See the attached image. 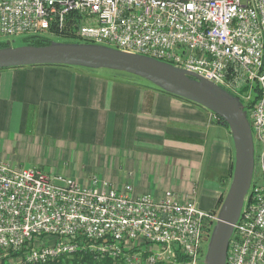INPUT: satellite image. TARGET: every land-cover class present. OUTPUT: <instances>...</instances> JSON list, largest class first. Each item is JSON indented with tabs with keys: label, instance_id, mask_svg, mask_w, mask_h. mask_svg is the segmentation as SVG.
Wrapping results in <instances>:
<instances>
[{
	"label": "built area",
	"instance_id": "obj_1",
	"mask_svg": "<svg viewBox=\"0 0 264 264\" xmlns=\"http://www.w3.org/2000/svg\"><path fill=\"white\" fill-rule=\"evenodd\" d=\"M67 33L192 70L248 108L254 169L225 264H264V0H0V38ZM217 211L172 190L134 195L0 158V264L86 250L140 264L201 261Z\"/></svg>",
	"mask_w": 264,
	"mask_h": 264
},
{
	"label": "crops",
	"instance_id": "obj_2",
	"mask_svg": "<svg viewBox=\"0 0 264 264\" xmlns=\"http://www.w3.org/2000/svg\"><path fill=\"white\" fill-rule=\"evenodd\" d=\"M76 131L82 139L91 137L96 152L81 168L63 169L79 183L96 176L117 188L130 184L134 195L155 198L169 189L180 200L192 198L199 208L217 211L228 187L234 147L227 125L209 109L94 68H0L1 159L48 165L53 148L44 138L59 140ZM71 147L77 150V145L65 144L63 152ZM85 165L96 172L84 171Z\"/></svg>",
	"mask_w": 264,
	"mask_h": 264
},
{
	"label": "water",
	"instance_id": "obj_3",
	"mask_svg": "<svg viewBox=\"0 0 264 264\" xmlns=\"http://www.w3.org/2000/svg\"><path fill=\"white\" fill-rule=\"evenodd\" d=\"M62 64L105 67L142 77L155 87L201 105L226 123L233 142L231 179L217 209L201 264H225L229 238L248 192L254 169V142L242 101L198 73L150 55L88 41L50 39L45 44L0 45V68Z\"/></svg>",
	"mask_w": 264,
	"mask_h": 264
},
{
	"label": "rangeland",
	"instance_id": "obj_4",
	"mask_svg": "<svg viewBox=\"0 0 264 264\" xmlns=\"http://www.w3.org/2000/svg\"><path fill=\"white\" fill-rule=\"evenodd\" d=\"M43 34H46V33H43ZM47 35H49V37L51 39L64 40L62 36H60L56 33H48ZM0 39H2L4 41L6 39H10L12 45L20 44L22 42V38L20 36L2 37ZM94 69L98 70V71L100 70L103 72H107V73L114 75V76H121V75L129 76V77L134 78L135 80L142 81V82H145V83L150 84V85H154L153 83L149 82L148 80H146L142 77L136 76L134 74H131V73H128L125 71L114 70V69H109V68H105V67L94 68ZM247 117L250 121V116L248 113H247ZM68 134H71V136H69V137H72V138H69V137L65 138V136H63L59 140L57 138H55L54 136L53 137L50 136V137H48V139L44 138V141L46 143H49V146H51L53 148L51 150V152L47 154V158L49 161L47 163L48 165L43 164V165H34V166L39 167L43 171L48 172L50 174H61L63 176L69 177V175H66L64 172H62L64 168H71V167H75V166L81 168L84 164H86V162H89L91 160L93 161V157L96 158V152L93 151L92 143L90 141V138H91L90 136H87V134H85V139H82L80 137L78 131L73 132V133H68ZM58 142L62 143L63 145L66 144L68 146L77 145V150H74L71 147L70 149H66L65 153H64L63 152V145L58 146L59 145ZM55 143H57L56 146H55ZM63 155H65V156L62 157ZM233 159H234V157H233ZM11 161H12V164L17 163V161H14V160H11ZM85 166L86 167H85L84 171L89 172V173L96 172L95 167L93 168L90 165H85ZM231 167H232L231 168V171H232L233 161H232ZM231 174H232V172H231ZM230 179H231V176L229 178V181H230ZM228 184H229V182H228ZM148 251L151 252L152 247L146 246L144 252L140 256V257H142L140 259V264H164V262H158V261L151 263L148 260V256H147L149 253ZM77 252H86V250H81V251H77ZM73 253L74 252L66 253V254H63L61 256H69ZM58 257H56L55 259H57ZM106 257H108V256H100V257L95 256V258H98L100 260H102ZM55 259H53V260H55ZM110 259H112L111 261L113 264H129L128 262L120 260V259H115V258H110ZM53 260H49V261H53ZM49 261H46V262H49ZM46 262H42V263L44 264ZM42 263H33V264H42ZM197 264H201V261H199V263H197Z\"/></svg>",
	"mask_w": 264,
	"mask_h": 264
},
{
	"label": "trees",
	"instance_id": "obj_5",
	"mask_svg": "<svg viewBox=\"0 0 264 264\" xmlns=\"http://www.w3.org/2000/svg\"><path fill=\"white\" fill-rule=\"evenodd\" d=\"M46 34L43 33H34V34H29V35H22L20 36L22 38L21 43H31V44H45L50 41V37L48 32H45ZM56 34L60 35L63 37L64 40L66 41H80L78 38L74 37L72 34H67V33H59L56 31ZM5 41L0 39V45H4ZM256 94L249 100L247 104L244 105V108L248 112V108L252 106V104L255 101ZM217 117L222 120L221 117L217 115ZM226 125V123H224ZM230 171V176H231ZM222 197L219 199V204L222 200ZM218 204V206H219ZM112 259L109 257H106L102 260L95 258L94 254L91 252H74L73 254L69 256H59L57 259L53 261L46 262L44 264H113ZM43 264V263H42ZM166 264V263H164Z\"/></svg>",
	"mask_w": 264,
	"mask_h": 264
}]
</instances>
